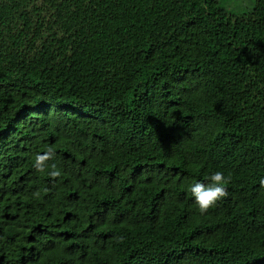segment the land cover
Here are the masks:
<instances>
[{"label": "trees", "instance_id": "1", "mask_svg": "<svg viewBox=\"0 0 264 264\" xmlns=\"http://www.w3.org/2000/svg\"><path fill=\"white\" fill-rule=\"evenodd\" d=\"M0 264H264V0H0Z\"/></svg>", "mask_w": 264, "mask_h": 264}, {"label": "clouds", "instance_id": "2", "mask_svg": "<svg viewBox=\"0 0 264 264\" xmlns=\"http://www.w3.org/2000/svg\"><path fill=\"white\" fill-rule=\"evenodd\" d=\"M37 162L44 159L43 156L36 157ZM59 175L58 171L51 173ZM228 179L222 171L212 172L207 182L197 180L188 186V191L196 208L201 212H206L209 208L214 207L222 198L227 196L226 184Z\"/></svg>", "mask_w": 264, "mask_h": 264}, {"label": "rangeland", "instance_id": "3", "mask_svg": "<svg viewBox=\"0 0 264 264\" xmlns=\"http://www.w3.org/2000/svg\"><path fill=\"white\" fill-rule=\"evenodd\" d=\"M220 5L233 12H245L253 7L254 0H219Z\"/></svg>", "mask_w": 264, "mask_h": 264}]
</instances>
